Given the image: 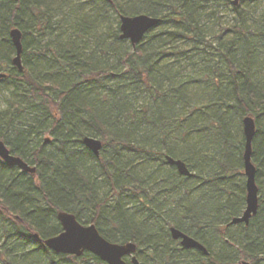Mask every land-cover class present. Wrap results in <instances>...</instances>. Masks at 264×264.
<instances>
[{"label": "trees", "instance_id": "trees-1", "mask_svg": "<svg viewBox=\"0 0 264 264\" xmlns=\"http://www.w3.org/2000/svg\"><path fill=\"white\" fill-rule=\"evenodd\" d=\"M226 4L232 23L210 34ZM54 8L0 0V91L8 92L0 140L35 166L26 174L0 160V264H105L29 246L34 233L61 231L59 211L82 225L90 211L103 238L133 242L154 264L264 262V0H92L63 22ZM138 14L160 22L132 46L119 37V17ZM14 27L22 71L11 63ZM245 116L255 124L258 209L247 225H227L245 207ZM85 136L101 140L98 156ZM98 182L111 195L98 197ZM171 227L208 255L182 248Z\"/></svg>", "mask_w": 264, "mask_h": 264}, {"label": "water", "instance_id": "water-1", "mask_svg": "<svg viewBox=\"0 0 264 264\" xmlns=\"http://www.w3.org/2000/svg\"><path fill=\"white\" fill-rule=\"evenodd\" d=\"M107 1L110 2V0ZM238 1L239 0H232L233 5H237ZM159 22V18L150 17L145 14L120 16L119 37L120 39L128 40L130 44L134 46L142 40L148 31L157 26ZM9 37L15 48V54L11 63L18 69V71H22L21 31L16 27L11 28L9 31ZM4 76V74L0 73V78H3ZM242 129L244 135V150L242 158L243 174L245 177V207L242 213L239 216L233 217L227 225H236L240 223L247 225L258 209V187L255 181L256 170L251 160V146L255 134V124L251 116H245L243 118ZM82 143L95 156L99 155L102 147L100 140L85 136L82 138ZM0 159L5 164L17 167L25 173L33 174L35 172V167L30 166L20 157L12 155L2 140H0ZM165 159L169 165L176 168L180 175L187 177L192 176L182 161L173 159L169 156H166ZM56 217L61 225L62 231L57 235L44 240L43 244L48 249L56 253L70 254L76 257L80 256L84 251H87L94 254L107 264H126L124 257L131 256V263L138 264L135 257L137 247L133 242L123 244L111 243L100 235L94 224L82 225L76 220L75 215L69 212L59 211L57 212ZM169 232L171 238L173 240H179V243L183 248L197 249L204 255H208V251L205 247L191 236L184 234L174 227H171ZM33 236L38 238L37 234H34ZM241 264L250 263L242 261Z\"/></svg>", "mask_w": 264, "mask_h": 264}, {"label": "rangeland", "instance_id": "rangeland-1", "mask_svg": "<svg viewBox=\"0 0 264 264\" xmlns=\"http://www.w3.org/2000/svg\"><path fill=\"white\" fill-rule=\"evenodd\" d=\"M91 1L92 0H49L51 5L53 7H55L53 20H55V21L58 20V21L63 22L64 20H69L70 19L69 17L71 16V14L72 15L77 14V13L79 14L80 12L85 13L87 11V6L91 4ZM233 14L234 13L231 11V4L219 6L217 9L216 16H214L208 22V25H209L208 32L210 34L219 33L222 28L227 27L228 25H230L232 23ZM29 37H34V36H29ZM43 39L47 40L48 38H43ZM127 42H129V41H127ZM7 97H8V92L1 90L0 91V110L5 107V103H6L5 99H7ZM42 138L47 139L48 140L47 142L51 141V138L47 135L42 136ZM96 139H98V138H96ZM101 144H102V142H101ZM145 170L146 169H143L141 171H145ZM14 171L19 172L21 170L18 168H15ZM98 184H99L98 189H97L98 197H102L106 193L111 195V191L107 185H104L103 183H100V182H98ZM90 214H91L90 211H85L84 215L83 214L81 215V220H83L86 224L91 223L88 220ZM40 219H41V217H40ZM0 225H1V223H0ZM36 245H37V243H34V242H31L29 244V246H31V247H34ZM221 248H222V244L219 241H217V242L215 241L212 244V251L214 253H218L221 250ZM135 257H136V260L138 261V264H140V263L154 264V262H152V260L150 258H148L146 255H140L139 252H137L135 254ZM89 262H90V264H96L93 260H90ZM128 264H131V263L129 262ZM260 264H264V262H261Z\"/></svg>", "mask_w": 264, "mask_h": 264}, {"label": "bare ground", "instance_id": "bare-ground-1", "mask_svg": "<svg viewBox=\"0 0 264 264\" xmlns=\"http://www.w3.org/2000/svg\"><path fill=\"white\" fill-rule=\"evenodd\" d=\"M44 141L45 142H47L48 140H46V139H44ZM1 160V159H0ZM2 161V160H1ZM3 162V161H2ZM7 165V164H6ZM9 166V165H8ZM30 166H32V165H30ZM12 167V166H11ZM32 167H35V166H32ZM25 173V172H24ZM27 174H30V173H27ZM50 222V221H49ZM49 222H47L48 224H50ZM34 234H36V233H34ZM38 235V234H37ZM53 236H55V235H53ZM53 236H48V237H46V238H40L39 236H38V238L39 239H37V238H35L34 236H33V234H32V239L30 240V243L31 242H34V243H37V245L36 246H38L40 243H42L43 244V242H44V240H46V239H48V238H50V237H53ZM36 240V241H35ZM40 242V243H39ZM45 246V245H44ZM46 247V246H45ZM50 250V249H49ZM52 251V250H51ZM54 252V251H53ZM60 254H62V253H60ZM65 255H70V254H65ZM71 256H73V255H71Z\"/></svg>", "mask_w": 264, "mask_h": 264}, {"label": "flooded vegetation", "instance_id": "flooded-vegetation-1", "mask_svg": "<svg viewBox=\"0 0 264 264\" xmlns=\"http://www.w3.org/2000/svg\"><path fill=\"white\" fill-rule=\"evenodd\" d=\"M37 239H39V238H37Z\"/></svg>", "mask_w": 264, "mask_h": 264}]
</instances>
